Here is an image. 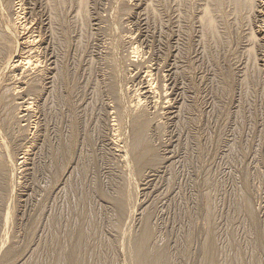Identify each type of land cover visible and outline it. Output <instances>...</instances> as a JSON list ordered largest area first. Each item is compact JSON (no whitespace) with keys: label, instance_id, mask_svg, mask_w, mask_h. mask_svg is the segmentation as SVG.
Returning <instances> with one entry per match:
<instances>
[{"label":"rangeland","instance_id":"obj_1","mask_svg":"<svg viewBox=\"0 0 264 264\" xmlns=\"http://www.w3.org/2000/svg\"><path fill=\"white\" fill-rule=\"evenodd\" d=\"M9 1L0 264H138L145 229L149 264H264V49L247 1ZM28 33L21 75L8 62ZM137 129L140 167L124 153Z\"/></svg>","mask_w":264,"mask_h":264},{"label":"bare ground","instance_id":"obj_2","mask_svg":"<svg viewBox=\"0 0 264 264\" xmlns=\"http://www.w3.org/2000/svg\"><path fill=\"white\" fill-rule=\"evenodd\" d=\"M0 1H2L1 3H3L4 5H6V6H8V4H9V2H11V1H9V0H0ZM247 1V4H248V8L249 9H252V11H253V9H254V14H255V16L257 15V17H255V18H258L259 20H260V22L262 23V26L261 27H259V29L258 30H260L258 33V35H259V38L257 39V37H255L253 34H251V39H252V42H253V44L255 43V42H260L261 44H262V48L264 49V0H246ZM7 2V3H6ZM0 7H1V4H0ZM9 7V6H8ZM6 8V7H5ZM4 12V10H3V8L1 7L0 8V14H1V12ZM12 11V10H11ZM11 11H9L10 13H11ZM7 13V12H6ZM20 13V12H19ZM12 15L14 16V20L12 21L13 22V24H14V26H16V25H18L19 27H21V30H24V27H22L21 26V23L20 22H18L19 21V19H20V16H19V14L18 13H15V14H13L12 13ZM1 18V17H0ZM256 20V19H255ZM258 20V21H259ZM29 25V24H28ZM29 29V28H28ZM31 29V28H30ZM30 31V30H29ZM26 32V31H25ZM24 33V32H23ZM25 34V33H24ZM28 34H30L31 35V33H28ZM7 37H6V35H5V32L3 31V29H2V26H1V23H0V51L1 50H4V49H2V48H4L5 46H6V43H5V39H6ZM18 41V40H17ZM36 41H34V38H33V36L31 35V36H27V35H23L22 36V38H21V40H19L17 43H16V50L18 51V53L17 54H15L16 52H14V54L11 56V58L9 59V62H8V66L10 67V68H12L13 70H18V71H20L21 72V75L22 74H27L28 75V73L26 72L27 71V69L28 70H30L29 68H31V67H33V66H35L36 64V61L35 60H32V57H29V55H26L28 52H29V50H30V48H29V50H26V48H28V47H31V45H32V43H35ZM260 44V45H261ZM257 45V44H256ZM26 50V51H25ZM34 50V49H33ZM136 51V50H135ZM33 52V51H32ZM31 52V53H32ZM33 54V53H32ZM263 54V53H262ZM262 57H264V56H262ZM261 61V60H260ZM35 64V65H34ZM33 69V68H32ZM34 69H36V67L34 68ZM13 72V71H12ZM262 72V71H261ZM264 72V71H263ZM13 75V74H12ZM16 76V75H15ZM20 76V75H19ZM18 76V77H19ZM26 77V76H25ZM13 78V77H12ZM21 78H22V76H21ZM21 78H17L16 77V79H21ZM263 78V80H262V84L264 85V77H262ZM14 80V79H13ZM18 80V81H19ZM24 80V79H23ZM11 81H12V79H11ZM17 81V82H18ZM146 81V80H145ZM148 81V80H147ZM22 82H24V81H22ZM27 82V81H26ZM25 82V83H26ZM19 83H21V82H19ZM142 83V82H141ZM17 84V83H16ZM14 85H15V83H14ZM24 85V84H23ZM141 85V84H140ZM11 87H12V85H10ZM25 86V85H24ZM6 87H7V85H6ZM22 87V86H21ZM151 87V86H150ZM150 87H149V85H146V82H145V86H143V87H141V90H142V94H143V96L145 97V99L146 98H150L149 97V95H150V93H151V91L152 90H150ZM15 88H16V86H15ZM24 88V87H23ZM3 89V88H2ZM18 89V88H17ZM16 90V89H15ZM19 92V91H18ZM22 91H20L19 93H21ZM16 94H17V91H16ZM152 95V94H151ZM1 96V95H0ZM4 96V95H3ZM2 97V96H1ZM1 97H0V99H1ZM141 97V96H140ZM4 98H5V96H4ZM17 99H21V98H17ZM16 99V100H17ZM143 99V98H142ZM2 100V99H1ZM4 101H5V99H3ZM2 100V101H3ZM147 100V99H146ZM4 101H3V103H2V106H3V104H4ZM6 101H7V99H6ZM20 102H21V100H20ZM25 102V101H24ZM137 102V101H136ZM1 103V102H0ZM140 103V102H139ZM139 103H137V104H139ZM17 104H19L20 105V109L19 110H21L20 111V113H19V115H18V113H17V115H18V117H16V122L18 123V120H23L24 118H25V115L27 116V113H28V110H30V108H29V106H28V104L27 103H17ZM136 104V103H135ZM136 104V105H137ZM19 105H16V106H19ZM136 105H135V107H136ZM138 107L140 106V104L139 105H137ZM138 107H136V108H138ZM141 107V106H140ZM27 118V117H26ZM25 121H27V120H25ZM20 122V121H19ZM23 122V121H22ZM24 128V127H23ZM1 132V131H0ZM136 133V138H135V141L131 144V147H132V150L130 151V153H131V155H130V153H128L127 154V152H124L125 153V156H130L131 157V159L133 160V162L135 163L136 162V164H138V167H140V165H142L143 164V162H144V160L146 159V157L150 154V152H151V149H150V147H148V144H147V142H146V140H145V135L142 133V131L140 130V129H137V131L135 132ZM1 135H3L2 134V132H1ZM2 137V136H1ZM6 138V137H5ZM3 139V140H0L1 142L0 143H2L0 146H1V149H0V171H2L3 170V167H4V164H9V165H11V163H12V159L10 158V157H8L7 159H6V156L3 158V155L5 154L6 155V153L8 154V151H7V147H6V143L4 144L3 143V141L5 142L6 141V139ZM1 139V138H0ZM7 142V141H6ZM27 148V147H26ZM25 148V149H26ZM118 148V147H117ZM129 148V147H128ZM119 149V148H118ZM131 149V148H130ZM120 150V149H119ZM24 151H26V150H24ZM124 151V150H123ZM126 151V150H125ZM23 154H26V152H23ZM17 160H20V159H17ZM121 211H122V207L120 206L119 207V212L121 213ZM143 235L141 236V238L138 240V242H136V245H135V248L137 249V252H136V254H137V258H136V262L138 263V264H149L148 262H147V248H145V245H146V242H147V240L149 239V234L150 233H148V230L147 229H145L144 231H143V233H142ZM146 260V261H145ZM70 263L71 264H73V259H71V261H70Z\"/></svg>","mask_w":264,"mask_h":264}]
</instances>
